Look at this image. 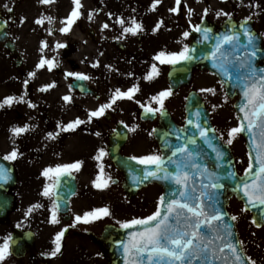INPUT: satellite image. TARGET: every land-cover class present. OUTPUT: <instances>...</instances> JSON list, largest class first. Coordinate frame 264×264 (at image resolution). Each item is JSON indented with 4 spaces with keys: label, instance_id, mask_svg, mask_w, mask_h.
Listing matches in <instances>:
<instances>
[{
    "label": "snow or ice",
    "instance_id": "snow-or-ice-1",
    "mask_svg": "<svg viewBox=\"0 0 264 264\" xmlns=\"http://www.w3.org/2000/svg\"><path fill=\"white\" fill-rule=\"evenodd\" d=\"M54 0H40L41 4H51ZM160 0H153L151 10H155ZM177 7L181 0H175ZM74 7L67 18L61 21L64 27L59 31L68 33L72 25L80 19L82 13L81 0H72ZM7 11L12 9L8 5H4ZM177 7L170 9L171 12H177ZM208 9L204 10L206 16ZM225 15L229 18V24L226 31L219 35H214L213 30L209 27H202L201 24L192 26L191 30L200 34V39L196 41L201 44L207 41H213L210 50L205 53V58L212 61V66L222 77L221 86L230 84L233 88L239 89L241 102L235 105L240 115L237 118V125L230 127L226 131L227 139L224 136H209V133H215L216 129L207 127V121L201 122L202 113L196 111L191 115L195 119L189 118L187 126L195 129L191 135L182 136L188 132V127L184 129H170L163 139V149L169 151L170 155L161 153H152L144 156H131L129 160L134 161L136 165L143 166L138 169L142 176H133L134 182L142 180L155 179L168 182L172 187L166 194L158 198L155 211L146 217H133L125 221H116L119 227L127 232L125 240L117 242V246L122 251L124 264H245L246 257L241 251L242 244L239 240H233L234 232L232 225L226 221L227 213L222 210L221 200L219 198V190L224 187L221 183L224 176L212 170L208 164L197 162L199 152H193L191 146H197V137L203 141L208 148L215 153V169L225 167L222 161L226 159V152L221 150L219 143L214 144L213 141H223L226 145H232L234 140L240 134L248 136V166L244 170V175L237 177L235 171H228L227 178L235 181L232 191H239L247 199L248 204L254 207L256 203L264 205V68H257L254 61L257 54L264 49L257 47L256 41L258 37L247 27V22L252 19L247 17L239 25L237 29L235 24L231 23V15L229 13L217 12V16ZM191 15V9H189ZM88 18L92 19V13L89 12ZM45 20L49 24L52 23L51 16L42 17L35 20V23L42 25ZM203 22V21H202ZM116 23L121 26L122 35H137L143 31L141 23L134 18L127 24L124 19H117ZM163 21L157 23L154 32L159 29ZM107 23L102 25V29H107ZM52 34L51 28L49 35ZM184 38L189 37L190 32L182 33ZM264 35V34H262ZM243 36L244 42L241 41ZM179 43V42H178ZM47 45L41 43V51ZM66 45L57 43L56 48H64ZM196 48H190L187 44L183 45L178 52L159 51L154 57V61H158L161 65H177L181 62L191 61L195 58ZM47 66L51 71L57 66L53 59H46L43 55L36 65L37 69ZM93 64L92 67H97ZM29 77H33L35 73L30 72ZM131 75V74H129ZM159 75V69L154 63L151 65L150 71L145 75L146 81H151ZM65 77H74L77 81L89 80L90 77L81 72H66ZM25 86L28 80L24 81ZM54 85H46L40 91H45ZM139 91L137 85L128 88L127 91L115 89L109 98L108 103L101 104L98 109L89 112L88 121L92 118H99L105 115L106 110L111 109L117 101L132 100L134 95ZM201 92H212L214 89H201ZM172 95L171 86L168 89L158 92L150 97V103L141 104L144 112L155 115L159 113L161 117L165 115V101ZM65 102H70L71 97L65 95L62 97ZM14 102H24V97L7 96L0 102V108L5 105L11 106ZM138 102V101H137ZM28 107H34L31 103ZM86 121L76 118L75 120L64 125L62 131H74ZM57 127H61L59 124ZM127 127V126H126ZM29 130L27 125L23 127H14L10 131L13 137L19 136ZM135 131V128L130 129ZM156 131V130H154ZM49 137L55 138L53 133L48 134ZM99 135V133H97ZM151 135V133H150ZM167 135H174L178 143H170L166 138ZM19 153L14 148L10 153L4 155V161H14ZM107 153L100 149L94 159L100 160ZM82 162L76 161L68 164H58L55 167L45 168L42 175L46 179L55 178L54 183H46L41 193L42 196L51 201L49 208V223L56 225L60 223L61 204L57 201L59 188L61 187V177L71 175L72 171H79ZM231 167V161L227 162ZM169 166H173L174 170H170ZM162 173V175H161ZM103 177V168L101 175L93 181V186L98 189H104L109 186L111 177ZM10 177V169L0 164V182H6ZM42 207L41 204H35L28 209L26 215L31 213L33 209ZM111 216L110 209L105 207L94 208L85 211L83 215H76L73 224L69 227H75L76 223L89 224L104 217ZM228 219L235 221L236 216ZM264 222V215L261 216ZM256 223V221H253ZM260 227V223H256ZM67 228L61 229L56 233L53 239V249L50 256L55 257L61 251V241ZM11 235L3 238L0 243V264L11 254ZM240 245V247H238ZM248 264H255L250 261Z\"/></svg>",
    "mask_w": 264,
    "mask_h": 264
},
{
    "label": "flooded vegetation",
    "instance_id": "flooded-vegetation-1",
    "mask_svg": "<svg viewBox=\"0 0 264 264\" xmlns=\"http://www.w3.org/2000/svg\"><path fill=\"white\" fill-rule=\"evenodd\" d=\"M117 1H123L124 4L109 5L108 0H81L82 15L65 34L59 29L65 26L61 21L67 18L74 7L72 0H54L47 5L41 4L40 0H0V22L9 29V38L0 43V102L7 96L24 97V102H14L11 106L5 105L0 108V118L4 120V124L0 125V156L3 157L15 148L19 155L14 161L8 162L18 172L27 164L37 166V159L45 160L48 167L74 163L76 162L74 154L81 149H89L91 152L93 144L94 153L97 155L100 149L107 153L104 156L107 163L103 167L102 178L111 177L109 186H112L113 182L115 187L118 186L122 183V176L108 159V141L118 125L124 124L127 126L128 137L121 153L125 156H134L127 148L129 140L137 135L136 131L138 133L140 131L142 109L133 97L134 101L126 100L127 106H123L124 101H117L111 109L106 110L104 116L92 118L87 122V114L98 109L101 104L108 103L110 96L117 89L111 87L110 94L107 95L102 88L108 66L119 63H121L119 66H123L129 63L131 68H136L141 60L148 58V62H151L155 54L152 40L163 35L162 31H153L160 21L163 23L159 29L162 27L169 30L180 29L172 33V36L182 40L184 38L182 29L187 31L205 19L220 24L228 18L223 14L217 16V12L229 13L233 17L234 10L240 7L241 3L250 10L253 8L252 0H197L200 10L195 8L193 0H181L178 7L175 0H164L168 3L156 5L155 10H151L152 5L143 4L144 0L142 3L141 0ZM4 5H8L12 11H7ZM173 7H177V12L170 11ZM205 9H208L206 16ZM89 12L92 13V19L88 18ZM48 16L53 18L51 24L47 20L42 25L35 23V20ZM118 18L124 19L126 26L134 18L142 24L143 31L135 36L122 35L121 26L116 23ZM105 23L109 27L101 30ZM16 28L22 30V46L20 44L19 46L22 51H26L25 60H22L20 54H14L7 48V43L12 42L15 51H18ZM31 40H35L38 50L34 56L29 54ZM42 42L47 45L43 51ZM57 43L66 46L56 48ZM142 44L147 48V52ZM41 55L46 59L54 58L57 66L51 71H48L47 66L37 69L36 65ZM93 64L98 66L92 67ZM69 71L84 73L90 79L77 81L74 77H65V73ZM30 72L35 75L29 77ZM25 80H28L26 86ZM46 85L54 86L40 91ZM82 85L90 91L89 95L77 91L83 87ZM65 95L71 97L70 102L62 99ZM29 103L34 107H28ZM76 118L86 123L74 131L61 130L64 125ZM58 124L61 127H57ZM144 124L152 125L153 130L158 125V119ZM25 125L29 130L13 137L10 130ZM132 128H135V131H130ZM141 131L143 135V130ZM49 133H53L55 138L49 137ZM91 172L95 173L93 170ZM91 172L85 165H81L79 171L71 172L77 183V191L71 198V203H86L92 199L90 189L94 187L93 181L96 179L91 177ZM98 175H101V168L94 174L95 177ZM54 180L55 178L51 184ZM59 217L62 220L63 216ZM91 225L94 226L92 233L99 235L101 229L98 221ZM88 232L84 235L86 236Z\"/></svg>",
    "mask_w": 264,
    "mask_h": 264
},
{
    "label": "rangeland",
    "instance_id": "rangeland-1",
    "mask_svg": "<svg viewBox=\"0 0 264 264\" xmlns=\"http://www.w3.org/2000/svg\"><path fill=\"white\" fill-rule=\"evenodd\" d=\"M115 0L114 3L108 0L110 4H124L123 1ZM119 2V3H118ZM142 3V0H141ZM167 1L160 0L157 5L167 4ZM143 4L152 5L153 0H144ZM195 8L200 10V6L197 3V0H193ZM252 16L256 18V27L261 34H264V2L261 0H252ZM239 12L237 16H248L251 14L248 11L243 9V4L237 10ZM155 19V18H154ZM15 29V28H14ZM178 30H169L164 27L158 29L157 31H162L163 35L159 37H152V44L155 50L153 57L161 50L166 52H178L181 50L183 45L186 44V39L183 38L177 39L175 36H172V33L178 32ZM184 32L185 29H182ZM170 35V36H169ZM22 30L16 28V37L19 44L22 46ZM161 37V38H160ZM264 37V35H263ZM147 41L149 38H146ZM179 42V43H178ZM142 43V42H141ZM30 46V55H35L38 50L36 48L35 40H31ZM141 46V45H140ZM143 46V44H142ZM144 47V46H143ZM145 51L147 50L146 47ZM147 52V51H146ZM24 56L26 59V52L24 51ZM117 63V62H114ZM156 64L159 69V75L151 81H146L144 79L145 75L150 71L151 65ZM118 64V63H117ZM121 63H119L120 65ZM108 66L107 76L103 78L102 88L107 93L110 94L111 87L119 88L121 91H127L129 84L131 87L137 85L139 87L138 99L140 102L150 103V97L156 95L158 92L168 89L166 82V70L169 65H161L158 61H154L153 58L151 62H148V58L143 61V64H138L136 68H129L124 66ZM118 74L119 77L116 75ZM131 74V75H129ZM128 83L126 88H124L121 80ZM204 100L208 110L211 115V122L216 129L218 136L223 135L224 139H227L226 131L230 127L237 125V118L233 111V103L224 96V91L222 86L219 84L217 79L207 73H196L192 81V87ZM201 89H214L212 92H201ZM188 92V89L181 90L171 103L165 102V106L169 107L171 115L176 123H182L184 120L183 115V97ZM175 95L173 96V98ZM137 96L135 100H138ZM126 100H120L123 102V106H127ZM134 101V100H132ZM170 103V104H169ZM172 104V105H171ZM4 124L3 118H0V125ZM137 130V129H136ZM143 135L138 136V138L132 139L127 148L129 153H135V156H144L152 153H158L150 135L152 126L146 124L145 128H142ZM223 142V141H222ZM234 156L236 170L238 173L242 172L246 167L247 156L244 149L243 141L238 136L232 145H228ZM97 154L94 153L93 144H91V152L89 149L79 150V152L74 154L76 161H81V165L89 167L90 172L93 170L95 173L98 172L100 168H103L106 165L105 157H102L99 161L94 159ZM37 166L33 164L25 165L23 169L19 184L16 187L17 194V210L12 213L10 216V221L12 224L18 227H22L33 231L36 235L37 241L35 250L40 254L45 255L54 261H50L49 264H103V261L99 258V253L94 246H91L89 243L84 244L85 238L80 239L77 237L76 232L79 231L77 226L69 227L72 223L67 224L71 233L75 235H68L62 238L61 241V251L55 256H50L52 251L53 239L57 232L63 228L54 229L49 227V208L51 207V201L42 196L41 193L44 189L46 183L51 184L52 179H46L42 172L45 168H48L45 160L37 159ZM34 163V162H33ZM99 199L97 201L98 207L107 206L111 211V216L104 217L99 219V223L103 225L104 222L111 223L117 227L119 224L116 221H125L133 217H146L155 211L158 198L161 196L160 189L155 186L148 187L142 190L138 197L134 200H128L124 197L120 187H113V190L108 196L103 189H101ZM35 204H41L42 207L33 209L31 213L26 215L28 209ZM228 212L231 216H236L235 220L236 229L238 233L239 240L242 244L243 250L250 261H255V264H264V229H256L252 226L250 222L249 215L242 209L240 204L235 200L230 201ZM84 211L81 212L83 214ZM7 226L0 224V243H3V238L6 237ZM5 234V236H4ZM66 233L64 234V236ZM80 239V240H79ZM75 243L83 245L84 247H78ZM87 247V248H85ZM85 248V249H84ZM38 252H31L27 257L16 260L10 255L2 262V264H43V260L49 261L48 258H41Z\"/></svg>",
    "mask_w": 264,
    "mask_h": 264
},
{
    "label": "water",
    "instance_id": "water-1",
    "mask_svg": "<svg viewBox=\"0 0 264 264\" xmlns=\"http://www.w3.org/2000/svg\"><path fill=\"white\" fill-rule=\"evenodd\" d=\"M242 22L243 21H231L232 24L236 25L237 29H239V25ZM228 24H229V21H226L221 26L217 27V26L210 25L208 23H203L202 27H209L213 30L214 35H219L220 33H223L226 31V26ZM247 27L251 30L253 34H255L258 37L256 41L257 47L260 49H264L262 46V38L254 30L253 23L251 21L247 22ZM191 37H192V42L190 44V48L192 47L196 48V53L194 54L195 58L192 59L191 61L181 62L180 64L172 65L170 67L168 74H167V80H168L169 86H171L172 91H176L180 86L188 85L191 79V75L193 71L196 69L198 70L206 69L210 73L214 74L220 83L222 82V77L217 73V70L213 68L211 59L205 58V53H207L210 50L213 41H207L201 44H197L196 41L200 39V34L197 32H192ZM241 41L244 42L243 36H241ZM254 64L258 69L264 68V51L258 52L257 58L254 61ZM223 87H224L225 93L228 98L232 99L234 97H237V101L235 102L234 106L238 105L241 102V96L239 94V89L233 88L230 84H224ZM234 109L237 115H240V113L238 112V109L236 107H234ZM196 111H200L203 114L201 122L206 120L207 127L212 128L210 121H209L208 112L205 110L204 105L201 102V99L194 93L189 94L186 99L185 126L184 127L177 128L174 125H172L167 114H165L162 117L163 120H162L161 126H163V128L155 131V138L164 155L167 156V155H170L171 153L163 149L164 141L162 137H165V134L169 133L170 129H184L187 126V120L189 118L195 119V117L192 116L191 114ZM187 127H188V132L182 136V139L186 137L187 135H191L193 132H195V129L192 128L191 126H187ZM212 135H216V134L210 132L209 136L211 137ZM242 136L246 140L248 153H249L248 136L247 134H242ZM166 138L169 140L170 143H173V144L178 143L174 135H167ZM213 143L214 144L219 143L221 150L226 152V159L225 161L221 162L222 164L225 165V167L222 169H215V153H213L211 149L208 148L207 145H205L203 141L200 140L198 137H197V146L194 147L190 145L189 147L194 153L195 152L200 153L199 157L197 158V162L208 164L212 170L217 171L218 174L225 177V179L221 181L224 187L219 190V198L222 202L221 204L222 210L226 212L225 206L228 203V199L234 195L238 200H240L243 203L244 209L252 213V222L256 221V223H260V226L264 225V222L261 221V216L264 215V205H259L258 203H256V206L254 207L252 204L247 203V199L243 196L241 192L232 191V188L235 186V181L227 178V172L235 171V168L233 164V158H232V155L228 147L223 145L220 141L219 142L213 141ZM122 145H123V142L119 141L118 145L110 150V157H111V160L115 163L116 167H118L125 175L126 182L124 185V191L127 197L129 198L134 197L140 188L146 186L148 183L152 181L158 183L162 187L163 195L166 194L172 187H174L170 185L168 182L163 181V180L148 179V180H142L141 182H134L133 176H142V173L138 171V169H141L143 166L136 165L134 161H131L127 158H123L119 156L117 151L118 149H120ZM228 161H231V167L227 165ZM0 164H3L6 168H8L6 164L1 160H0ZM169 169L174 170L173 166H171V168ZM10 177L11 178L7 180L6 182H0V196H1V193L7 189L6 187H9L10 185L14 184V179L12 178L11 170H10ZM7 184L9 186H7ZM72 193H73V186H70L69 189L67 190V193H64L63 200L58 198L57 196L56 199L61 204V211L67 208V203H68L67 199L70 197ZM11 207L12 205L10 202L2 203V200L0 198V221L5 220L6 213L12 209ZM228 218H229V215L227 214L226 221L232 225V230L234 232L233 240L235 241L237 240L235 225H234V222ZM256 223L253 222L255 226H256ZM126 238H127L126 230L117 229V228L108 226L105 228L102 237L100 239L94 240L95 243L99 246L103 257L107 260V264H124L122 251L117 246V242L125 240ZM32 243H33V238L30 234L25 235V236L14 235L12 238V242H11L12 253L16 257H20L21 255L25 253L26 250L32 247ZM238 247H240V245H238ZM245 264H248L247 260Z\"/></svg>",
    "mask_w": 264,
    "mask_h": 264
}]
</instances>
